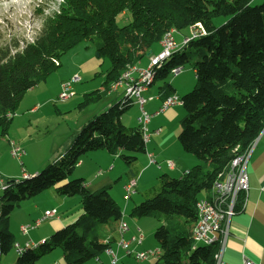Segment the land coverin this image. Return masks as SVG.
<instances>
[{
  "label": "trees",
  "instance_id": "16d2710c",
  "mask_svg": "<svg viewBox=\"0 0 264 264\" xmlns=\"http://www.w3.org/2000/svg\"><path fill=\"white\" fill-rule=\"evenodd\" d=\"M250 2L63 0L60 10L44 19L31 42L22 48L14 44V52L0 50L1 134H7L25 92L45 81L60 66V57L80 42L95 36L99 41L95 51L100 58L108 59L109 67L101 88L85 93L78 108L103 99L120 75L151 52L165 32L174 30V34L201 23L204 34L191 40L187 51L174 52L156 69L153 80H165L173 67H183L196 58L191 63L194 87L179 97L185 111L178 140L183 151L196 156L199 162L177 178L160 174L157 183L143 191V200L135 204L131 214L163 222L154 229L161 255L153 264H215L219 243L195 244L191 239L197 200L211 194L214 182L227 171L230 161L264 130V1L255 6ZM123 11H129L132 20L119 27L116 15ZM217 16L224 18L219 25L213 23ZM159 87L165 90L170 84ZM131 103L122 95L107 110L94 115L80 128L65 153L33 175L20 180L3 179L0 257L8 254L16 242L8 223L12 209L46 189L60 196H80L81 212L48 239L25 247L14 264H38L42 256L56 248L62 250L66 264H84L110 246L99 231L110 223L112 226H108L115 231L123 217L121 207L108 187L91 192L83 178L70 176L84 154L100 149L119 153L129 177L138 175V155L145 151L142 131L138 125L127 127L121 121ZM115 235L117 239L118 232Z\"/></svg>",
  "mask_w": 264,
  "mask_h": 264
},
{
  "label": "rangeland",
  "instance_id": "374dc122",
  "mask_svg": "<svg viewBox=\"0 0 264 264\" xmlns=\"http://www.w3.org/2000/svg\"><path fill=\"white\" fill-rule=\"evenodd\" d=\"M264 0H251V5H257L262 3ZM63 3V0H0V50L4 49H10L11 52H14L13 46L14 44L19 45L20 48L24 46L26 42H31L34 37L36 38L37 34L40 31V26H42V23L45 18L52 16L53 13H56L60 10V7ZM224 18L221 16H217L213 19V23L215 25L221 24L224 20ZM132 20L130 12L129 11H123L116 15V23L119 27H122L124 25H127ZM190 28V27H188ZM188 28L181 29L178 32L175 31L174 37H179L178 34L181 32H188ZM189 34V33H188ZM187 34V35H188ZM94 39H87L82 42H80L76 47H73L69 51H66L61 57L60 62L61 65L53 71L47 78L46 81H42L38 83L36 86H40V88L35 89L34 91H31L32 89L25 92L22 100L20 101V104L17 105L18 107L15 110V113L12 117L19 118L24 116L25 121H27V127L25 129L17 128V124H22L23 118L21 120L15 119V123L11 122L10 127L7 132H9L10 138H13L14 135H19V141L17 144L10 140L11 142L15 143L14 145L20 146L24 153L22 154L20 159L15 158L10 153L11 145L10 147H7L5 149L4 145L5 143H0V163L2 164L3 161H6V167L12 168L13 166L17 165V167L21 170L22 164L21 162L25 161V159L28 157V164H34L41 161L44 162L41 169H43L48 163L49 158L51 157L50 162H52L54 159H58L59 155L61 153H65L68 149L69 145L71 144L74 137L79 132L80 128L85 125L89 120H92L95 116L105 110L117 99H119L124 94V88L125 86L123 84L119 85L115 90H109L108 92L104 93L103 99L97 100V102H92L89 105H86L82 108H78L79 102L83 99V91L85 93L94 91V89H100L102 82L104 81V73L106 69L109 67V61L106 58H101L102 62L97 65V67L92 71H89L88 73L81 72V65L82 62L86 59V57L91 56L93 58L94 56L97 57V51L96 45H98L99 41L95 39V36L92 37ZM182 40V39H181ZM177 41V40H176ZM178 43V42H177ZM178 50L187 51V47L181 46L180 43H178ZM158 45V43H154L153 46ZM161 50L160 48H157L154 50V54H157ZM177 50V51H178ZM146 56V57H145ZM143 58H148V55H145ZM150 58V56H149ZM148 58V61H149ZM196 59L195 57L192 58V60L188 63H186L183 66V71L180 72L178 75L174 76L173 74L168 73L169 75L165 80H155L152 82L147 88V91L142 92V94L146 96L152 97V99H155L156 95L160 91L161 85L166 83H171V85L175 84V87L180 86L179 81L182 82V84L187 85L189 88L182 92L181 89H179V97L182 95L188 93L193 89V85L195 84V81L192 85L189 79H187V71L192 70L191 63ZM168 60V58L166 59ZM147 61V62H148ZM166 62V61H165ZM164 62V63H165ZM149 63V62H148ZM148 63L143 64L141 66H148ZM138 67V66H137ZM81 71H80V70ZM73 72H77L78 76L80 77V82L74 83L71 82V87L68 92L70 93V97L68 100H59L58 96L59 93L62 91V84H66L70 81V78H67L69 74ZM136 71V70H135ZM138 74V72L136 71ZM137 74H132L134 76H137ZM195 80V79H194ZM61 85V86H60ZM85 89V90H81ZM59 90V92H58ZM81 91V92H80ZM67 92V93H68ZM75 93V94H73ZM52 95L54 98L49 101L47 104V107H43L41 110V113L37 114H30L28 113V110L30 106L33 104V99H46L47 95ZM132 105L124 111L122 114V123L127 126H135L137 125V117L135 116L134 120L132 119L133 115H140L139 111V105L136 103V101L132 100ZM152 103V101H148L144 104V109L147 111L148 106ZM39 105V104H38ZM183 111L184 108L182 106ZM25 110V111H24ZM165 110V109H163ZM182 111V112H183ZM162 114L159 117H156L152 120L150 125H147L146 127H150L153 125V123L156 121H163L168 123L167 130L169 132V136L173 137L174 135L172 132H176L178 129V133L176 135V142L180 145L178 140V134L181 129L180 127V121L179 120H163ZM152 117V116H151ZM150 117V118H151ZM87 121V122H86ZM131 123L129 124V122ZM17 122V124H16ZM29 123V124H28ZM26 124V123H25ZM79 127V128H78ZM1 131V129H0ZM149 131V130H148ZM27 132L28 135H25V141L26 143H23L22 138L24 137V133ZM18 133V134H17ZM0 136H2L0 132ZM59 142L62 144V147L60 150H56V147L58 146ZM148 142V141H146ZM7 143V142H6ZM8 144V143H7ZM6 144V145H7ZM28 144V145H26ZM22 145V146H21ZM155 145V144H154ZM8 146V145H7ZM181 146V145H180ZM155 148V146H154ZM182 148V147H181ZM59 149V148H58ZM55 151V154L53 152ZM93 152H99L98 150H95ZM104 153L107 152L106 150L103 151ZM109 153V152H108ZM107 153V154H108ZM144 153V152H142ZM6 154L8 155L7 158H10L8 162V159L6 158ZM87 154H92V151L87 152L82 156L81 160H85L88 156ZM146 154V153H144ZM53 155V156H51ZM110 159L107 161V166H113L115 169L113 171V179L110 182V184L105 185L103 182H101L102 177L106 172H104L99 179L95 182V184L90 188V191H95L96 189H99L101 187H108L110 195L114 198L116 201L119 200L121 202L120 196L122 195V192H120V187L123 182H127L129 180V175L127 174V166L124 160L119 156V153H109ZM140 155V154H139ZM138 155V157H139ZM154 158V157H153ZM149 159V158H148ZM155 162H152L154 165H156ZM168 161H166V165L168 164ZM17 162V163H16ZM150 162V160H149ZM199 162V161H198ZM196 162V163H198ZM104 161L99 159V161H96L95 167H100L102 170H105V167L103 166ZM102 165V166H101ZM106 166V167H107ZM153 165H151L152 167ZM168 166V165H167ZM88 166L85 164L82 167L77 166L74 170V172L71 174L70 178H80V174L87 172ZM169 167V166H168ZM207 167V166H206ZM39 169V170H41ZM89 171V170H88ZM97 170L94 172L89 171L86 175H90L87 178H84L86 183H88V179L91 177H94L97 175ZM151 170H147L145 174L149 173ZM170 175V174H169ZM175 176L170 175V177L177 178L179 174H174ZM4 178H11V179H17L19 178H13V177H7L2 175ZM157 182L154 183V185ZM104 185V186H102ZM2 190H0L1 193ZM119 193L118 199L115 196L114 192ZM141 189H137L135 193H133L132 198L129 199L130 204L135 206V204L140 203L143 200V192H141ZM206 193V192H202ZM54 191L53 189H46L42 191V193H39L32 197L31 199H27L26 201H23L20 203V207H16L12 209L13 211L10 214V220H9V228L10 231L14 234L16 240H19V238L22 236L20 231V225L25 224L28 221L32 220V217L26 215L25 207L28 206L29 202H33L32 200H37L38 207L34 208L33 211L30 214H33L36 212L39 217L43 216L44 210L46 208L52 209L53 207L56 208L58 211V216L60 218L64 219V216L71 215L73 213H76L80 211L81 208V197L78 195H74L71 197H62L63 203L59 205V203L54 199ZM139 199V200H138ZM67 201V202H66ZM66 202V203H65ZM124 204V203H123ZM122 205V204H121ZM122 210L123 207L121 206ZM133 208V207H132ZM132 208L124 214V218L129 222L133 228L139 227L142 235L144 236L143 239V250L148 249H155L157 248V243H155L154 238V229H156L158 226L161 225L162 220H158L154 217H136L131 214ZM49 209V210H50ZM124 212V210H123ZM29 217V219L25 220ZM38 217V218H39ZM51 218V217H50ZM47 218L42 221V223L35 229H31L30 232H34L37 234H45L47 235V238L53 233L56 228L53 226V222L56 221L54 218ZM36 220V219H35ZM25 224V225H29ZM113 223L108 224L109 226H112ZM108 225H102L99 232L102 234L105 233L109 229ZM134 229L131 230V235L135 234ZM29 232V231H28ZM31 244V243H30ZM132 246H129V249L135 245L134 243ZM201 244V243H198ZM135 249V247H134ZM137 250V249H136ZM142 249H139L138 251H143ZM52 252H59L61 253V249L57 248L53 250ZM52 252L42 256L40 260L46 258ZM11 256L14 257V261H16L17 257L19 256V252L11 248V251L9 252ZM38 260L39 262H41ZM155 258H149L147 260L137 261L133 254L130 256H124V259L121 260V264L127 263V264H153L155 262ZM13 261V262H14ZM15 263V262H14Z\"/></svg>",
  "mask_w": 264,
  "mask_h": 264
},
{
  "label": "crops",
  "instance_id": "0c3cea01",
  "mask_svg": "<svg viewBox=\"0 0 264 264\" xmlns=\"http://www.w3.org/2000/svg\"><path fill=\"white\" fill-rule=\"evenodd\" d=\"M188 33H190L189 29H188L187 33L186 32L179 33L178 34L179 37H177V36L174 37V35L173 34L172 35H173L175 41L177 40L176 42L180 43L182 41L181 39H183L185 36H188L187 35ZM160 46L161 45L159 42H158V45L153 46L151 48L152 51L150 50L151 53H150V55H148V58H149V56L153 55L154 50H156L157 48H160ZM178 52H181V51L178 50ZM148 58H142L141 60L137 61L134 65H132V67H134L136 69L145 68L146 66H141V65H143L145 63L147 64ZM101 62H102V59L99 56H97V57L94 56L93 58H91V56H88L82 62L83 64L80 67L82 71L80 69L79 70L81 72L88 73L91 70L93 71L97 67V65H99ZM60 65H61V62H60ZM193 72H194L193 69L185 72V73H187L186 78L189 79L188 81H190V83H192V85L195 81L194 80L195 79V73H193ZM134 74H136V73H134ZM75 75L78 76L77 72L72 71V73L69 74L67 78L74 77ZM78 78H80V77L78 76ZM80 81L81 80H79L78 82H80ZM75 83H77V82H75ZM169 84H170V87L166 88L165 90L160 89V91L156 95L155 99L149 100V101H152V103L148 106L147 112H148V114L153 115V116L150 118L148 125L151 124L153 119L161 116V114L163 115L162 116L163 120L164 119L167 120V118H168V120H173V119L175 120L176 119L179 121L181 120L182 116L184 115V112H182L183 109H182L181 103H177L175 105L169 106L165 110L155 113L161 107L162 101H163L162 99H164L165 97H168L169 95H172V94L179 96V89H181L183 92L189 88L187 85L182 84L181 81H179V83H177L180 85L178 87H175V84H174V87H173V85H171V83H169ZM39 88H40V86H38V87L36 86L31 91H34L35 89H37V91H38ZM170 88H171V90H170ZM81 90L83 91L85 89H81ZM58 92H59V90H58ZM73 94H75V93H73ZM82 94L84 95L85 91H83ZM165 95H167V96H165ZM53 98H54V96L49 95V94L47 95L46 99H38V98L34 97L33 104L30 106L29 109H27L28 113H30V114L41 113L42 108L47 107V104ZM64 101H66V100H64ZM132 103H131V105H132ZM135 116L139 117L138 113L136 115H133V117H132L133 120H134ZM15 117L12 118V123H13V121L15 123V119L21 120L24 116L19 117V118H15ZM122 118L123 117H121V121H122ZM23 119L24 120L22 121V124L20 123V125H18L16 122V124L18 126L17 128L25 129L27 127V121H25V118H23ZM130 123H131V121L129 122V124ZM137 125H138V122H137ZM137 125H135V126H137ZM167 125H168V123H166V122H163V121L157 122L156 121V123L154 122L152 126L148 127V130L151 133V137H150V139H148V142H145L144 153H146V154L140 153V155L138 157V164H139L138 166H140V172L138 173L137 176H135L136 177L135 178L136 179V187H135L134 193L137 191L138 188L142 190L141 192H143L146 189H148L149 187H151L152 185H154V183L157 181V178L160 174L166 173V174H170L172 176H175L174 174H176V175L179 174V176H180L183 172L190 169L191 167L196 165V162H198V159L196 158V156H194L191 153H187V152L183 151L181 146L174 139V138H176V135L178 133V129L176 130V132H172V134L174 136L170 137L169 136L170 131L168 132ZM26 134L28 135L27 132H25L23 135L24 136L22 138L23 143H26V141H25V135ZM12 135L14 137L10 138L9 132H7L6 135L0 136V143L1 142L5 143V144H3L5 149L7 147H10V145H9L10 140H12L15 143L20 142L19 141L20 140L19 135L16 136V135H14V133ZM17 144L19 145L21 143H17ZM26 145H28V144H26ZM154 146H155V148H154ZM61 147H62V144L59 142L55 151L60 150ZM253 148L254 149L250 155V158L247 161L248 163H247V174L246 175H248V187H247L248 189H247V197L245 200L246 202H245L244 207L238 209L237 213H234V215L231 219L230 234H229L228 238L226 239L227 242H226L225 248L223 249V252H222V258H221L222 262L220 264H243L244 258H248L251 261L258 263V264H264V134H261V136L257 140L255 147H253ZM55 151L53 152V154H55ZM98 151L99 152H93L92 151V154H87L88 156L86 157V159L80 160V162L78 163L79 167H82L86 164L88 166L87 168L89 171L94 172L95 170H97L96 171L97 175L88 179V183H86L84 181L88 190H90V188L95 184L97 179H99L101 177L100 175H102L104 172H106V173L104 174V176L102 175L103 177L101 179V182H103L105 185H107V184H110V182L112 181L111 179H113L112 174H113V171L115 168L113 166H107V161L110 159V156L108 155L109 153L108 152L104 153L103 149H100ZM149 154L153 155L154 159L156 160V165H154L152 162H149V159H148ZM51 156H53V155H51ZM7 157H8V155L6 154V158ZM20 158L21 157H19L18 159H20ZM7 159H8V162L10 163V161H9L10 158H7ZM99 159L104 161L103 166L105 167V170H102L100 167H95L96 161H99ZM48 160L50 162L51 157ZM167 160L171 161L173 166L168 167L166 165ZM44 162H46V161L44 160V161H41L40 163L37 162L34 164H30V163L28 164V157H27L25 159V161L21 162L22 169L20 170L17 167V165H18L17 162H16L17 165L13 166L12 168H8L5 166L6 161H3L2 164L0 163V190H2L1 186H2V183H4V180H3L4 177L2 175L7 176V177H13V178H15V177L16 178H19V177L24 178V175L30 176V175H33L34 173H36L37 171H39V169H41V167L43 166ZM151 165H153V166L151 167ZM88 170H87V172H89ZM147 170H151V171L149 173L145 174V172ZM87 172L82 173L79 176L83 179L87 178L88 176H90V175H86ZM125 183L126 182H123L121 187H120V190H121L120 192H122V195L120 196L121 202H119V200L116 201L114 196H113V198L118 203V205L120 207L121 206L123 207L124 212L122 210V214H123L122 218L127 222L128 227H129L127 232L124 234V238L129 240L133 236V235H131V230L134 229L133 231H135L137 229V227L133 228V226H131L129 224V222L124 218V214H126L132 207H134L133 205H129L130 204L129 199H131L132 196L130 198H128L127 200L124 199L125 193L123 192L124 191L123 186ZM102 186H104V185H102ZM114 193H115L116 198L118 199L119 193L116 191ZM53 195H54L53 196L54 199L59 203V205L63 203L64 200H62V197H65V196H60V195H57L56 193H54ZM132 195H133V193H132ZM24 201H26V200H24ZM32 201L33 202H29V204H27L28 206H26L24 208L26 211V215L29 216L30 218L32 217V220H30V222L28 221L25 224L32 223V221H34L35 219H37L39 217L38 215H35V214H37L36 212H34L33 214H30L34 208L38 207L37 200H32ZM17 207H20V205ZM49 209L50 208H46L45 210H49ZM52 209H55V208L53 207ZM80 212H81V208H80V211L73 213L71 215H68V216H64V219H62V218H60V216L57 215L58 211L56 210V216L54 215L51 217V218L56 219V221L53 222L54 228L59 229V228L63 227L64 225L73 222V219H75ZM29 217L28 218L25 217L26 218L25 220L29 219ZM25 224H21V225H25ZM116 226H117V224L114 227L115 231H117ZM33 229H35V228H33ZM30 231H31V229L29 230V232L27 234H24V235L21 234L22 236L19 238V240L15 239V241H16L15 244L19 245L18 248L25 247L26 243L38 244L39 242L44 241L45 239H48L47 238L48 234L47 235H45V234L40 235V234L30 232ZM115 231H113V228L109 227V229L107 231H105V233H103V241L110 243L109 247H111L114 250H117V254L120 257L119 262L121 264V260L124 259V256H126L127 254L125 253L124 249H121V248L117 249L116 248ZM113 232H114V236H113ZM135 234H136V231H135ZM143 239H144V236H143ZM142 243L143 242H141L140 244H135L133 246V248L131 247L130 250L134 253H135V251L139 252L138 251L139 249L143 250ZM130 245L132 246L133 244L130 243L129 246ZM134 247H135V249H134ZM13 248L17 252V249H16L17 247L15 245ZM127 256H130V255H127ZM108 257H109V254L106 252V250H104V252L100 256L93 258L84 264H97L98 262H103L104 264H108L109 259H110ZM63 259H64L63 253L61 250V253L52 252V254H50L46 258H44L42 260L39 259L41 262L38 261V264H52V263L66 264ZM13 261H14V257L11 256V254H9V253L6 255H2L0 257V264H14ZM124 264H127V263H124Z\"/></svg>",
  "mask_w": 264,
  "mask_h": 264
},
{
  "label": "built area",
  "instance_id": "2783aa9c",
  "mask_svg": "<svg viewBox=\"0 0 264 264\" xmlns=\"http://www.w3.org/2000/svg\"><path fill=\"white\" fill-rule=\"evenodd\" d=\"M174 30H170L163 34L161 40L159 41L161 45V50L157 54H153L149 58L148 66L141 69H136L132 66L128 67L127 70L120 75V79L118 82L114 83L109 89L115 90L119 85L123 84L124 88V96L132 101H136L139 105L140 115L137 118L138 127L141 128L143 140L146 142L151 137V133L148 131L146 127L149 123L150 117L153 115L148 114L144 109V104L152 100L151 96H144L142 92L147 91V88L154 80V73L156 69L160 66L164 65V62L167 58H169L174 52H176L179 48L178 43L175 41L173 37ZM205 29L201 23H196L190 26V35L185 36L180 42L181 46H187V44L193 40L197 39L199 36L203 35ZM57 63V62H56ZM138 74L136 73V71ZM183 71V67L176 66L173 67L170 71V74L174 76L178 75ZM136 73L137 76L132 75ZM80 78L77 75L71 77L70 81L66 84H62V91L59 93V100H67L70 97L71 82H78ZM68 92V93H67ZM162 105L157 112L163 111L169 106L175 105L177 103H181L179 96L177 95H169L162 99ZM133 102V101H132ZM264 134V130L260 133V135L255 139L246 150L237 155L232 161H230V166L227 171L222 174L221 178L216 180L212 186L211 194L207 197H200L196 203V222L192 228L191 239L195 244L201 243L204 245H211L213 243H219V250L215 253V264H220L222 262V252L225 248L227 238L230 234V226L231 219L234 213H237L238 209L244 207L245 200L247 197V187H248V175L247 174V161L250 158V155L253 151V147H255L258 138ZM15 143L11 142V150L10 153L15 158L21 157L24 153L23 149L20 146L14 145ZM150 162H155L153 155L149 154ZM169 167L173 166L171 161H168L167 164ZM28 177V175H24V178ZM136 177L129 180L124 184V199L127 200L131 197L132 193L135 191L136 187ZM4 187L3 183L2 186ZM239 198H242L241 203ZM239 203V204H238ZM56 216V208L45 210L43 216L37 218L32 221L29 225H21L20 231L21 233L27 234L30 229L37 228L43 220L50 218L52 216ZM129 229L127 222L121 217L117 224L118 237L116 239V248L124 249L127 255H132L137 261L147 260L149 258H159L161 255L160 249L157 247L155 249H148L132 252L129 249V244H140L143 240V235L140 231V228L137 227L136 234L133 235L129 240L124 238V234ZM36 244L30 245V243H26L25 247H34ZM17 247V251L20 253L25 247L18 248L19 245L15 244ZM109 254V262L108 264H120V257L117 254V250L108 247L105 249ZM57 264V263H52ZM97 264H104L103 262H98ZM243 264H258L251 261L248 258H244Z\"/></svg>",
  "mask_w": 264,
  "mask_h": 264
},
{
  "label": "water",
  "instance_id": "95a60500",
  "mask_svg": "<svg viewBox=\"0 0 264 264\" xmlns=\"http://www.w3.org/2000/svg\"><path fill=\"white\" fill-rule=\"evenodd\" d=\"M150 53H151V52H148L146 55H150ZM97 56H99L98 53H97Z\"/></svg>",
  "mask_w": 264,
  "mask_h": 264
}]
</instances>
